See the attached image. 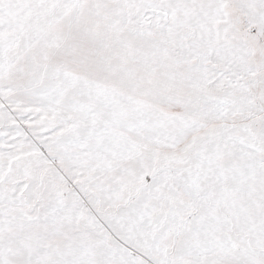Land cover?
Wrapping results in <instances>:
<instances>
[{
	"label": "snow or ice",
	"instance_id": "1",
	"mask_svg": "<svg viewBox=\"0 0 264 264\" xmlns=\"http://www.w3.org/2000/svg\"><path fill=\"white\" fill-rule=\"evenodd\" d=\"M0 264H264V0H0Z\"/></svg>",
	"mask_w": 264,
	"mask_h": 264
}]
</instances>
